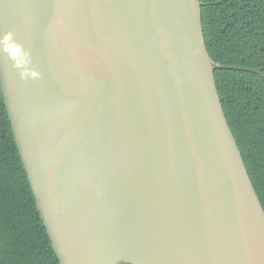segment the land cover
Segmentation results:
<instances>
[{"label": "water", "instance_id": "water-1", "mask_svg": "<svg viewBox=\"0 0 264 264\" xmlns=\"http://www.w3.org/2000/svg\"><path fill=\"white\" fill-rule=\"evenodd\" d=\"M42 73L0 57L12 134L59 264H264L200 0H0ZM10 63V62H9ZM259 73V72H257Z\"/></svg>", "mask_w": 264, "mask_h": 264}, {"label": "trees", "instance_id": "trees-1", "mask_svg": "<svg viewBox=\"0 0 264 264\" xmlns=\"http://www.w3.org/2000/svg\"><path fill=\"white\" fill-rule=\"evenodd\" d=\"M223 111L264 210V0H200ZM259 72V73H257ZM0 264H59L0 89Z\"/></svg>", "mask_w": 264, "mask_h": 264}, {"label": "clouds", "instance_id": "clouds-1", "mask_svg": "<svg viewBox=\"0 0 264 264\" xmlns=\"http://www.w3.org/2000/svg\"><path fill=\"white\" fill-rule=\"evenodd\" d=\"M0 57L6 61L7 72L11 74L15 71L20 81L31 82L42 79V73L34 63L30 48L19 42L12 30L0 32Z\"/></svg>", "mask_w": 264, "mask_h": 264}]
</instances>
